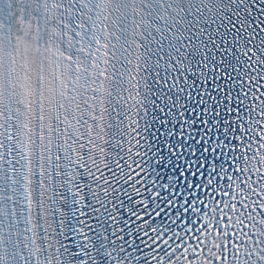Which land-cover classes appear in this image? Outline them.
I'll use <instances>...</instances> for the list:
<instances>
[{
    "label": "snow or ice",
    "instance_id": "6c2138e0",
    "mask_svg": "<svg viewBox=\"0 0 264 264\" xmlns=\"http://www.w3.org/2000/svg\"><path fill=\"white\" fill-rule=\"evenodd\" d=\"M205 122H206V118H205ZM164 123H167V121H165ZM216 123L219 124L220 122L217 121ZM177 131H178V130L174 129V130L172 131L171 134H172L173 136H175V135L177 134ZM205 131H206V132H210L211 129H210V128H206ZM218 131H219V129H217V132H218ZM163 134H164V133L161 132V135H163ZM217 138H218V137H217ZM211 139H213V137H212L211 135H209V136L205 137L204 140H202V141H200V142H201V143H204L205 141H207V140H211ZM206 146H208V145H206ZM213 155H216V154L213 153ZM169 163H170V161H169ZM188 163H189V162H188L187 160H185V164H188ZM191 163H192L193 166L196 165V161H192ZM209 163H212V161H209ZM180 171L183 172L184 170H183V169H180ZM200 171L203 172V169H200ZM184 174H185V175H191V174H192V168H189L188 171H187L186 173H184ZM170 179H171V178H170ZM176 179H178V180H182L183 177L178 175V176L176 177ZM166 190H167V189H165V191H166ZM185 198H186V197H185ZM163 199L167 200V197L164 196ZM156 211H157V209H156L155 207L149 209V208L147 207V205H145V207L142 209V212H145L146 215H142V216H140V222L146 226V231L148 232V235H149V236H151V231H150V229H151L153 223L155 222V220H156L157 218H159V219H164L165 213L168 212V209H166V208H162V209L160 210V212H159V215H158V216H154V212H156ZM169 214H170V213H169Z\"/></svg>",
    "mask_w": 264,
    "mask_h": 264
}]
</instances>
